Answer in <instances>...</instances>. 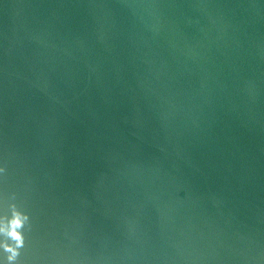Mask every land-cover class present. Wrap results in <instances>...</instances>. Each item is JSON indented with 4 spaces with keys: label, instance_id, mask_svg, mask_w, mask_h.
Returning a JSON list of instances; mask_svg holds the SVG:
<instances>
[{
    "label": "water",
    "instance_id": "95a60500",
    "mask_svg": "<svg viewBox=\"0 0 264 264\" xmlns=\"http://www.w3.org/2000/svg\"><path fill=\"white\" fill-rule=\"evenodd\" d=\"M0 264H264V0H0Z\"/></svg>",
    "mask_w": 264,
    "mask_h": 264
},
{
    "label": "clouds",
    "instance_id": "9594fccd",
    "mask_svg": "<svg viewBox=\"0 0 264 264\" xmlns=\"http://www.w3.org/2000/svg\"><path fill=\"white\" fill-rule=\"evenodd\" d=\"M21 227V218L18 216H15L14 219L11 221L10 225V231L8 232V235L16 241L17 246L21 243V237L16 231L17 228ZM7 251L12 252L13 256H15V252L11 248H6ZM13 257H9V259H12Z\"/></svg>",
    "mask_w": 264,
    "mask_h": 264
}]
</instances>
